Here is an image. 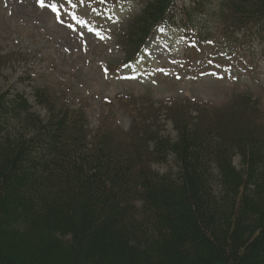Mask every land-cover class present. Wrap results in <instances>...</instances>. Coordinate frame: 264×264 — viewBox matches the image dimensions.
Returning a JSON list of instances; mask_svg holds the SVG:
<instances>
[{"label":"trees","instance_id":"obj_1","mask_svg":"<svg viewBox=\"0 0 264 264\" xmlns=\"http://www.w3.org/2000/svg\"><path fill=\"white\" fill-rule=\"evenodd\" d=\"M183 1H142L117 30L123 63L157 26L192 41L208 16L243 54L264 46V0ZM35 89L47 118L23 92H0V264H264L263 98L242 94L194 119L167 108L175 139L139 116L123 142Z\"/></svg>","mask_w":264,"mask_h":264},{"label":"rangeland","instance_id":"obj_2","mask_svg":"<svg viewBox=\"0 0 264 264\" xmlns=\"http://www.w3.org/2000/svg\"><path fill=\"white\" fill-rule=\"evenodd\" d=\"M52 2L60 5L59 19L37 0H0V92H23L43 118L49 112L38 102L37 86L51 107L63 100L83 106L89 128L109 126L123 142L139 116L175 139L167 108L180 107L186 119H194L200 109L216 110L242 94L264 99V46L256 42L250 52L244 50L250 57L243 54L224 40L220 22L210 16L198 22L197 31L204 30L194 47L185 49L182 31L159 28L137 61L117 69L124 50L115 28L139 11L142 0L101 11L83 7L81 0H46ZM16 52L30 55V61L20 62ZM110 63H115L111 74ZM234 162L240 166L238 156Z\"/></svg>","mask_w":264,"mask_h":264},{"label":"snow or ice","instance_id":"obj_3","mask_svg":"<svg viewBox=\"0 0 264 264\" xmlns=\"http://www.w3.org/2000/svg\"><path fill=\"white\" fill-rule=\"evenodd\" d=\"M81 2H83V0H81ZM37 3L41 6V7H47L50 8L51 11L57 13V19H59V12H60V5L52 2V3H46V0H37ZM67 3L71 4L72 0H67ZM209 43H212L211 41H209ZM216 67H220V65H216ZM230 69H225V71H229ZM212 75H216V73H211ZM223 78V77H220ZM235 78V77H233Z\"/></svg>","mask_w":264,"mask_h":264},{"label":"bare ground","instance_id":"obj_4","mask_svg":"<svg viewBox=\"0 0 264 264\" xmlns=\"http://www.w3.org/2000/svg\"><path fill=\"white\" fill-rule=\"evenodd\" d=\"M32 264V263H31Z\"/></svg>","mask_w":264,"mask_h":264}]
</instances>
